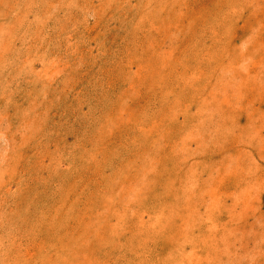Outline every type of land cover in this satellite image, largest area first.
Returning <instances> with one entry per match:
<instances>
[{
	"label": "rangeland",
	"instance_id": "obj_1",
	"mask_svg": "<svg viewBox=\"0 0 264 264\" xmlns=\"http://www.w3.org/2000/svg\"><path fill=\"white\" fill-rule=\"evenodd\" d=\"M0 264H264V0H0Z\"/></svg>",
	"mask_w": 264,
	"mask_h": 264
}]
</instances>
